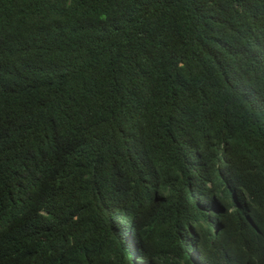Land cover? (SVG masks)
<instances>
[{"label": "trees", "instance_id": "16d2710c", "mask_svg": "<svg viewBox=\"0 0 264 264\" xmlns=\"http://www.w3.org/2000/svg\"><path fill=\"white\" fill-rule=\"evenodd\" d=\"M0 264H264V0H0Z\"/></svg>", "mask_w": 264, "mask_h": 264}]
</instances>
